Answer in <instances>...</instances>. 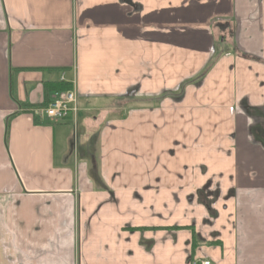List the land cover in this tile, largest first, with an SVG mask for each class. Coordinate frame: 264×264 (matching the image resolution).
Returning a JSON list of instances; mask_svg holds the SVG:
<instances>
[{"label": "crops", "instance_id": "obj_1", "mask_svg": "<svg viewBox=\"0 0 264 264\" xmlns=\"http://www.w3.org/2000/svg\"><path fill=\"white\" fill-rule=\"evenodd\" d=\"M202 261L264 264V0H0V264Z\"/></svg>", "mask_w": 264, "mask_h": 264}, {"label": "built area", "instance_id": "obj_2", "mask_svg": "<svg viewBox=\"0 0 264 264\" xmlns=\"http://www.w3.org/2000/svg\"><path fill=\"white\" fill-rule=\"evenodd\" d=\"M78 110L76 92L72 89L55 92L54 99L46 106L35 109L41 118L58 120L65 118L68 113H76ZM201 264H210L209 261H202Z\"/></svg>", "mask_w": 264, "mask_h": 264}, {"label": "trees", "instance_id": "obj_3", "mask_svg": "<svg viewBox=\"0 0 264 264\" xmlns=\"http://www.w3.org/2000/svg\"><path fill=\"white\" fill-rule=\"evenodd\" d=\"M68 89H71V85L69 83H48V86L45 90V100L43 102V105H48L52 102V99L48 97L50 93L52 94L53 92H60Z\"/></svg>", "mask_w": 264, "mask_h": 264}, {"label": "rangeland", "instance_id": "obj_4", "mask_svg": "<svg viewBox=\"0 0 264 264\" xmlns=\"http://www.w3.org/2000/svg\"><path fill=\"white\" fill-rule=\"evenodd\" d=\"M171 30V29H170ZM65 125V131L68 133V134H72L73 131L75 132V128H76V124L75 123H67V124H64Z\"/></svg>", "mask_w": 264, "mask_h": 264}, {"label": "flooded vegetation", "instance_id": "obj_5", "mask_svg": "<svg viewBox=\"0 0 264 264\" xmlns=\"http://www.w3.org/2000/svg\"><path fill=\"white\" fill-rule=\"evenodd\" d=\"M232 31H231V29L229 30V34L231 35L232 33H231Z\"/></svg>", "mask_w": 264, "mask_h": 264}]
</instances>
